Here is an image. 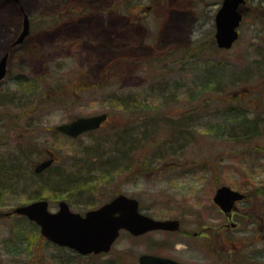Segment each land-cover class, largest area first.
<instances>
[{"label":"rangeland","instance_id":"rangeland-1","mask_svg":"<svg viewBox=\"0 0 264 264\" xmlns=\"http://www.w3.org/2000/svg\"><path fill=\"white\" fill-rule=\"evenodd\" d=\"M259 1V7L256 0L250 3L238 41L221 50L214 16L222 0H0V54L10 50L0 82V264H138L146 250L161 251L150 239L125 233L101 255L54 246L38 237L31 222L3 215L29 203L38 189L51 212L59 200L82 213L125 194L156 217L181 218L179 232L157 238L181 240L178 250L163 253L188 264H205L214 254L209 240L194 234L217 226L209 218L218 187L252 186L249 194L264 207V0ZM23 14L30 33L11 51ZM245 69L250 74L244 76ZM246 102L252 105L244 119H258L257 138L232 141L226 132L221 139L208 131L224 122L225 110H241ZM102 112L108 114L102 127L77 140L54 129ZM225 116L233 118L231 112ZM187 120V133L172 131L171 123L181 127ZM146 130L153 133L147 136ZM124 133L129 141L140 140L133 150L142 149L130 151L128 169L118 158L105 168ZM95 146L108 154L102 160L91 156L85 165ZM46 151L58 162L32 181L29 172ZM74 173L84 193L56 194L40 184ZM146 241L152 247L146 249Z\"/></svg>","mask_w":264,"mask_h":264},{"label":"water","instance_id":"water-1","mask_svg":"<svg viewBox=\"0 0 264 264\" xmlns=\"http://www.w3.org/2000/svg\"><path fill=\"white\" fill-rule=\"evenodd\" d=\"M17 1V0H10ZM243 0H222L214 16L215 44L218 49L229 50L239 38V25L242 19L240 5ZM30 24L26 15L23 17L22 30L12 42L15 47L23 43L29 34ZM9 53L0 57V82L5 78ZM107 119V114L78 117L73 121L60 124L56 131L76 138L81 134L98 129ZM53 158L44 160L35 167L38 173L50 166ZM242 195L229 186L219 187L213 201L223 211L228 212ZM14 213L25 216L39 227L41 236L46 241L63 248H68L79 255L108 253L119 237L120 231L126 230L133 235H140L150 230L178 231V220H154L137 211V201L119 195L102 207L89 210L83 215L72 212L65 201L58 203V209L51 212L46 200H38L17 206ZM139 264H181L173 260L141 255Z\"/></svg>","mask_w":264,"mask_h":264},{"label":"flooded vegetation","instance_id":"flooded-vegetation-1","mask_svg":"<svg viewBox=\"0 0 264 264\" xmlns=\"http://www.w3.org/2000/svg\"><path fill=\"white\" fill-rule=\"evenodd\" d=\"M244 2L240 5L241 9V15L242 19L240 22V26L242 25L246 11L248 8L251 6L250 3L253 2L254 0H243ZM257 3L254 2V7H259L261 5L259 0ZM264 4V2H263ZM114 15L116 11H113ZM24 16V14H23ZM28 17V15H27ZM29 19V17H28ZM130 22V21H129ZM30 24V21H29ZM22 28V25H21ZM20 28V30H21ZM20 32V31H19ZM30 33V29H29ZM115 40V39H114ZM113 41V40H112ZM11 46V45H10ZM8 63V62H7ZM7 66V65H6ZM105 113V112H102ZM108 115V114H107ZM93 116V115H89ZM82 117V116H80ZM83 117H88V116H83ZM78 118V117H76ZM73 118L65 123H69L73 121ZM108 119V118H107ZM107 121V120H106ZM105 121V122H106ZM103 122L101 126L94 130L97 131L99 130L102 125L105 123ZM94 131H88L86 133L94 132ZM59 135H61L64 138H67L69 140H77L78 137L72 138L69 137L65 134H62L57 131ZM53 158V162L48 166L47 168L43 169L42 171L36 173L35 172V167L43 162L44 160H48ZM57 157L52 154L51 151H46V157L42 160H40L38 163H36L32 169V172L35 175H43L46 174L47 172L52 169L53 165L57 163ZM230 187V186H229ZM251 187L252 186H247L246 189L245 187L238 186L236 189L230 187L232 190L237 191L239 194L242 195V198L240 200H237L232 209L228 212L223 211L218 205H216L213 201V197L211 198V206H213L214 209V216L211 219L212 221L216 222L217 226L213 225L212 227H208L206 232H201L200 234H194V237H202L204 239L209 240V245L212 247V250L214 251L213 255H209V257L206 259L205 264H264V207L261 206V203L257 201L256 196H253L254 194L250 195L248 190L251 192ZM219 188V187H218ZM217 190V189H216ZM80 191L84 193V189L81 187ZM216 192V191H215ZM119 195H124L129 198H133L137 201V211L139 214L146 216L148 218L154 219V220H178L179 221V230L178 231H166V230H150L147 232H144L140 235H133L130 232L123 230L120 231L119 236L121 233H125L126 236H131L132 238H143V239H150L153 242V245L155 246L156 250L159 249L161 250L159 253L146 250L144 253L140 254L138 258L141 255H151V256H156V257H161V258H166L173 260L177 263L181 264H188L185 262H182L168 254H164L163 250H166L168 252H175L178 247V245L182 244L181 240H171V242H164V240H159L157 237L158 236H173L176 234V232H179L182 227V222H184L181 218H171V217H156L154 216L149 209L150 208H145L141 201L137 199L136 197L132 196H127L125 194H118L115 196H112L110 199L107 201L103 202L102 204L98 205L97 207L94 206V208L88 209L85 212H77L79 214H84L89 210H95L103 205L109 203L112 201L114 198H116ZM38 200H46V199H38ZM38 200H30L29 203L38 201ZM47 201V200H46ZM60 201H65V200H59ZM48 202V201H47ZM68 205L69 208L71 209L70 204L65 201ZM27 203V204H29ZM58 203H57V208H58ZM25 205V204H24ZM49 202H48V208H49ZM16 208V207H15ZM14 208V209H15ZM13 209V210H14ZM12 211L5 212L3 215L6 218H12L13 216H18L21 217L27 221H29L25 216L18 215ZM72 210V209H71ZM31 222V221H29ZM34 224L35 228L38 231V234L40 235L39 227L35 225V223L31 222ZM186 234V233H182ZM41 236V235H40ZM186 236V235H184ZM155 241V242H154ZM164 243L166 245L167 249H164L161 244ZM152 247L149 242H145V248H150ZM193 264V263H192Z\"/></svg>","mask_w":264,"mask_h":264},{"label":"trees","instance_id":"trees-1","mask_svg":"<svg viewBox=\"0 0 264 264\" xmlns=\"http://www.w3.org/2000/svg\"><path fill=\"white\" fill-rule=\"evenodd\" d=\"M20 28H21V24H19V26L17 25L16 30L13 32V36L11 38L12 39L11 44L14 41V39L16 38V36L18 35V33L20 31ZM21 45H19V46H21ZM13 50H14V48H11V51H13ZM5 51H9V49L4 50V52ZM1 55L2 54H0V56ZM251 66H252V69H254V64H252ZM247 69L250 70V68H247ZM247 69L244 70L245 71L244 76L250 74ZM208 80L209 81H205V83L203 84L204 88H207L208 83H211L212 78L208 79ZM240 103H242V102H236V104H240ZM251 105L252 104L250 102H246V104H244V108L241 109V110L236 105L229 107V109H227V110H225L223 112L224 113V119H223L224 122L222 124H215L210 129L208 128V131L209 132H213L215 135L220 134L221 136H217V137H219V138L221 137V139H224L223 133L226 132L227 138H231L232 141H238L240 139L241 140L245 139V140L249 141L251 139L257 138L258 137L257 136L258 135L257 132L259 131L258 130L259 129L258 128L259 127L258 119L257 120L256 119H252L250 121H246V119H244L245 116L247 117L246 114H248V110H246L245 108L251 107ZM228 112L232 113L233 118L228 119L225 116V114H227ZM241 114L243 115V117H241ZM178 123H180V122H178ZM189 123H190V120H187L186 125L178 127L179 124H177V127H175L176 123L174 124V122H173V123H171V125H173L172 131L174 132V129H175L176 134H179V135L182 136L184 132L187 133L189 131L188 130L189 129L188 128L189 125H187ZM184 129H186V130L183 131ZM151 133H153V131L146 130L147 136L148 135L150 136ZM127 136L130 137V133L129 134L124 133L118 138V141L116 142L117 143L116 146H118V147L115 150L116 157L114 159L110 158L109 159V163L110 164H107L105 166V168H108V166L111 165V164H115V162L117 161L116 159L118 158L122 164L124 163L125 168L128 169L129 166H127V165L129 164L130 151H137V150H141L142 149L140 147V148H138L136 150L135 149L133 150L131 147H137L138 144H141L140 140L131 136L132 139L129 141V138ZM178 138H179V140L181 142V138H183V137H178ZM128 141H129V143H128ZM145 143L146 142H144V145H145ZM101 148H102V146H95L87 154L85 153L86 154L85 155V165H88V160L87 159L90 158L91 156H94L95 159H99V160L104 159V156L107 155L108 153L102 155L103 150ZM105 163H106V160L103 161V163H102L103 166L105 165ZM143 166H144V162H143V164L141 166H139V168H142ZM99 170L103 171L102 168L99 169ZM13 171H14L13 174H17L19 170H16V171L13 170ZM29 174H30L29 177H30V179L32 181H34V180L37 181L36 179H38L41 176V175H35L32 172V170H30ZM19 180H20V178H19ZM79 180H80L79 179V175L74 173V174H68V176H62V177L58 176L56 178V181H54V183H52V184L51 183L48 184V182H46L45 180L43 182H40V184H44L45 186L48 185L47 186L48 188H46V189H49L52 193L62 194L63 191L64 192L65 191H71V192L72 191H74V192L75 191H80L81 185L79 184ZM39 193L40 192H39V189H38L36 191V193L33 194V196L30 198V200H38V199H40L38 197ZM38 237L42 238L41 236H38ZM28 243L31 244L30 241H28Z\"/></svg>","mask_w":264,"mask_h":264}]
</instances>
